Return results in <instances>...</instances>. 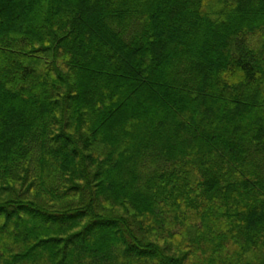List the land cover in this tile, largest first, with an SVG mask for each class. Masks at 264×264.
Here are the masks:
<instances>
[{
	"label": "trees",
	"instance_id": "16d2710c",
	"mask_svg": "<svg viewBox=\"0 0 264 264\" xmlns=\"http://www.w3.org/2000/svg\"><path fill=\"white\" fill-rule=\"evenodd\" d=\"M0 264H264V0H0Z\"/></svg>",
	"mask_w": 264,
	"mask_h": 264
}]
</instances>
